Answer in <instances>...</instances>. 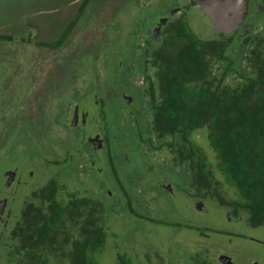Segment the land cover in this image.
<instances>
[{
	"label": "rangeland",
	"instance_id": "rangeland-1",
	"mask_svg": "<svg viewBox=\"0 0 264 264\" xmlns=\"http://www.w3.org/2000/svg\"><path fill=\"white\" fill-rule=\"evenodd\" d=\"M196 1L90 0L63 47L49 50L35 41L59 38L82 0H0V35L15 38L0 43L4 239L24 197L57 181L58 200L67 203L68 194H74L96 204L105 235L93 255L97 264H118V255L131 264H223L222 257L232 264H264V245L252 240L264 243V226L229 222L225 206L215 200L214 187L224 203L238 195L225 182L206 131H195L190 138L213 183L211 194L197 199L191 177L183 172L186 166L171 165L178 154L161 149L139 114L149 111L148 76L156 69L152 55L145 64L140 52L150 48L152 53L160 46L148 41L161 36L167 15L182 18L201 41L217 36ZM234 8L237 19L241 5ZM28 21L33 27H25ZM263 21L256 14L241 37H235L247 49L244 66L254 49L264 54ZM241 38L249 45L239 43ZM211 195L215 199L208 202ZM189 224L204 234L186 230Z\"/></svg>",
	"mask_w": 264,
	"mask_h": 264
},
{
	"label": "trees",
	"instance_id": "trees-1",
	"mask_svg": "<svg viewBox=\"0 0 264 264\" xmlns=\"http://www.w3.org/2000/svg\"><path fill=\"white\" fill-rule=\"evenodd\" d=\"M89 2L82 0L57 41H35V45L61 49ZM13 41L11 36L0 35V43ZM236 41L235 35L219 34L210 41H201L182 18H170L161 36L148 41L160 46L152 53L150 48L140 52L145 64L146 57L152 55L156 69L152 77L148 76L149 111L139 114L145 117L154 138L161 141V149L178 154L171 165L181 170L186 166L183 172L191 177L197 199L211 194L213 187L204 157L190 139L195 131L205 130L225 182L237 191L238 198L229 203L236 205V213L239 210L247 214L248 226L259 228L264 226V54L254 49L244 66L242 56L247 49ZM239 43L249 45L247 40ZM58 189V182L50 181L24 199L25 206L10 236L4 239L5 235H0L4 264H97L93 255L101 248L105 235L95 202L68 194V202L64 203L57 198ZM216 189L214 197L220 199ZM73 228L77 231L71 235ZM184 228L204 234L194 225ZM118 264L131 261L118 255Z\"/></svg>",
	"mask_w": 264,
	"mask_h": 264
},
{
	"label": "flooded vegetation",
	"instance_id": "flooded-vegetation-1",
	"mask_svg": "<svg viewBox=\"0 0 264 264\" xmlns=\"http://www.w3.org/2000/svg\"><path fill=\"white\" fill-rule=\"evenodd\" d=\"M244 1H246L247 2V10H246V15H245V18H244V20L246 19V21H244L243 20V22L240 24V26L239 27H237L236 29H234L233 30V32L232 33H230L229 34V36H234L235 35V37L236 38H239V37H241V33L243 32V31H246L247 29H248V26H250V21H251V18L253 17V16H255L256 14L258 15H260V16H262V17H264V0H239V1H237L236 3H238V4H240L241 5V7H242V12H241V14H243V12H244V7H245V2ZM198 6V5H197ZM232 8L234 9V11H235V8L232 6ZM170 9V8H169ZM201 9V8H200ZM256 13L255 15H253V13ZM167 16H169L168 18H165V20H166V22H165V26H166V24L168 23V21H169V19L171 18V17H173L172 15H170V14H168ZM248 16V17H247ZM176 17H178V16H176ZM175 18V17H174ZM248 20V21H247ZM259 21H261V20H259ZM263 24H264V21L262 22ZM32 23L30 22V21H28L27 22V25H25V27L27 26V28L29 27V26H31V27H33V25H31ZM247 24V25H246ZM246 25V26H245ZM30 28V27H29ZM214 28V27H213ZM239 30H241V31H239ZM161 31H162V29H161ZM249 31H251V30H249ZM63 33L64 32H62L59 36L60 37H62V35H63ZM161 33V32H160ZM218 35V34H217ZM219 35H225V36H227L226 34H219ZM59 37V38H60ZM59 38H57L56 40H53V41H40V42H55V41H57ZM68 39V38H67ZM241 39H243V38H241ZM245 39H243V40H241V41H244ZM247 40V39H246ZM245 40V41H246ZM24 41L25 42H27L25 39H24ZM240 41V42H241ZM249 42V41H248ZM36 46V45H35ZM37 47H39V46H37ZM95 143V142H94ZM13 175L14 174H12V176L10 177V179H8L9 181L12 179V177H13ZM217 188V187H216ZM35 192V191H34ZM28 197H29V195H28ZM27 197V198H28ZM26 197H24V199H25ZM215 198H211V199H207V201L208 202H213V200H214ZM215 200H217L218 202H220L221 203V205H224L225 206V215H226V217H227V220L229 221V222H242V221H244L245 220V217H246V213L244 212V211H237V213H236V209H237V207H236V205H233V204H230L229 202H227V203H224L223 202V197L221 196V198L220 199H218L217 197H216V199ZM236 199H232V201H235ZM231 201V200H230ZM25 202V201H24ZM201 205V204H200ZM25 205L23 204V206H22V208L24 207ZM1 207V206H0ZM22 208L20 209V211L22 210ZM1 210H2V208H1ZM0 210V211H1ZM20 213V212H19ZM246 221V220H245ZM244 221V222H245ZM7 222V221H6ZM6 222H5V224H6ZM4 227H6V225H4ZM4 233V232H3ZM2 233V234H3ZM221 233H226L225 231H222V230H215V234H221ZM3 235H5V233L3 234ZM242 239H244V238H242ZM253 241H255L256 243H259V244H263L264 245V243H262V242H259V241H257V239H255V238H253L252 239ZM0 261H3V263H1L0 262V264H4V260H3V258L0 256ZM252 264V263H251Z\"/></svg>",
	"mask_w": 264,
	"mask_h": 264
},
{
	"label": "bare ground",
	"instance_id": "bare-ground-1",
	"mask_svg": "<svg viewBox=\"0 0 264 264\" xmlns=\"http://www.w3.org/2000/svg\"><path fill=\"white\" fill-rule=\"evenodd\" d=\"M239 0L230 1L229 3L220 0H210L208 6L210 7L212 13H214L217 24L220 28L225 29L231 27L241 16L242 7L239 12L237 19L234 18V7L236 2ZM232 10V11H231Z\"/></svg>",
	"mask_w": 264,
	"mask_h": 264
},
{
	"label": "water",
	"instance_id": "water-1",
	"mask_svg": "<svg viewBox=\"0 0 264 264\" xmlns=\"http://www.w3.org/2000/svg\"><path fill=\"white\" fill-rule=\"evenodd\" d=\"M210 0H197L196 1V5H198L201 10L209 17V19L211 20L212 24H213V27H214V30L216 32V34H226V35H229L230 33L233 32L234 29H236L237 27L240 26V24L243 22L244 18H245V15H246V10H247V2H245V7H244V12L243 14H241V16L239 17V19L231 26V27H228V28H225V29H222L218 26L217 24V19L214 15V13H212L210 7L208 6V3H209ZM220 1H223V2H227L229 3L230 1H234V0H220ZM76 113H75V122H76ZM5 204V201L3 202V206ZM221 261L223 264H232V262L227 259L226 257H222L221 258Z\"/></svg>",
	"mask_w": 264,
	"mask_h": 264
}]
</instances>
